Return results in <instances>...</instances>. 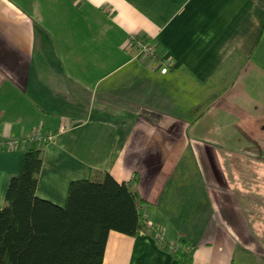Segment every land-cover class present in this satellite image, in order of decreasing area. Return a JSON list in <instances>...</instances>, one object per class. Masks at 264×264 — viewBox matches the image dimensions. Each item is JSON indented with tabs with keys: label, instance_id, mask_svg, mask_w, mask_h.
<instances>
[{
	"label": "crops",
	"instance_id": "crops-1",
	"mask_svg": "<svg viewBox=\"0 0 264 264\" xmlns=\"http://www.w3.org/2000/svg\"><path fill=\"white\" fill-rule=\"evenodd\" d=\"M36 129V197L106 172L178 249L110 230L101 264H264V0H0V139Z\"/></svg>",
	"mask_w": 264,
	"mask_h": 264
},
{
	"label": "trees",
	"instance_id": "trees-1",
	"mask_svg": "<svg viewBox=\"0 0 264 264\" xmlns=\"http://www.w3.org/2000/svg\"><path fill=\"white\" fill-rule=\"evenodd\" d=\"M21 144L20 166L0 208V264H101L108 231L133 236L145 230L138 195L106 172L70 181L62 206L36 197L44 144ZM168 251L178 254L176 247Z\"/></svg>",
	"mask_w": 264,
	"mask_h": 264
},
{
	"label": "built area",
	"instance_id": "built-area-1",
	"mask_svg": "<svg viewBox=\"0 0 264 264\" xmlns=\"http://www.w3.org/2000/svg\"><path fill=\"white\" fill-rule=\"evenodd\" d=\"M130 45L135 51V53L142 57H152L154 53V43L149 40L138 36L129 37ZM157 65L160 66L159 72L164 74L169 66V63L163 59L157 61ZM52 135L43 134L38 129L34 130L27 136L23 138H6L0 139V148H5L7 150L15 149L19 144L23 143L26 140L35 141L40 144H45L51 139ZM145 230H148L152 233L153 238L159 244H165L167 249H174L175 245L172 242L166 241L161 230L154 226L151 223H145Z\"/></svg>",
	"mask_w": 264,
	"mask_h": 264
}]
</instances>
